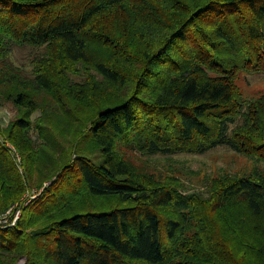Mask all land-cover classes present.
<instances>
[{"label":"trees","instance_id":"obj_1","mask_svg":"<svg viewBox=\"0 0 264 264\" xmlns=\"http://www.w3.org/2000/svg\"><path fill=\"white\" fill-rule=\"evenodd\" d=\"M13 48L41 50L29 76ZM240 74H264V0H0V214L42 189L0 264H264V93ZM217 147L252 166L203 190L142 160Z\"/></svg>","mask_w":264,"mask_h":264},{"label":"rangeland","instance_id":"obj_2","mask_svg":"<svg viewBox=\"0 0 264 264\" xmlns=\"http://www.w3.org/2000/svg\"><path fill=\"white\" fill-rule=\"evenodd\" d=\"M40 53V49L13 48L11 60L29 76L31 71L29 63L34 56ZM236 83L246 99H254L264 93V74H240ZM16 116L17 110L11 104L1 106L0 126L5 128ZM36 116L37 114H34L33 118ZM33 138L35 139V136ZM14 153H16L15 150ZM15 157L19 161V156ZM142 160L157 171H169V173L178 176L187 192L203 190L204 185L212 178L227 173H242L248 171L252 166L251 161L225 147H217L204 154L156 155L149 158L143 157ZM41 191L42 189L37 188L27 189L19 208L13 209L14 207H12L3 213L10 226H14L19 219L21 208L27 207ZM18 264H23V261H19Z\"/></svg>","mask_w":264,"mask_h":264},{"label":"built area","instance_id":"obj_3","mask_svg":"<svg viewBox=\"0 0 264 264\" xmlns=\"http://www.w3.org/2000/svg\"><path fill=\"white\" fill-rule=\"evenodd\" d=\"M1 225H9V221L6 218H4V214H0V226Z\"/></svg>","mask_w":264,"mask_h":264}]
</instances>
